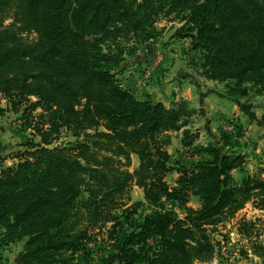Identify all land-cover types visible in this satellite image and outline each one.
<instances>
[{
	"label": "trees",
	"instance_id": "trees-1",
	"mask_svg": "<svg viewBox=\"0 0 264 264\" xmlns=\"http://www.w3.org/2000/svg\"><path fill=\"white\" fill-rule=\"evenodd\" d=\"M10 10L13 22L3 25ZM161 13L182 22L176 36L201 52L207 79L229 83L231 97L262 93L264 0H0V94L15 111L25 103L39 137L0 170V245L25 239L19 264H208L218 245L210 227L247 202L264 209V168L248 172L230 134L201 147L204 158L180 167L174 186L166 182L175 169L169 133L182 129L190 146L192 111L184 100L167 108L149 94L137 98L115 76L117 39ZM62 128L78 140L54 146ZM132 154L138 166L130 171ZM132 185L142 201L131 200ZM190 194L198 208L187 206ZM249 249L264 253L256 242Z\"/></svg>",
	"mask_w": 264,
	"mask_h": 264
},
{
	"label": "rangeland",
	"instance_id": "rangeland-1",
	"mask_svg": "<svg viewBox=\"0 0 264 264\" xmlns=\"http://www.w3.org/2000/svg\"><path fill=\"white\" fill-rule=\"evenodd\" d=\"M11 12L4 13L3 25L13 22ZM175 16L174 13H161L150 27H144L136 35L130 33L128 37L117 39L123 53L115 73L120 85L137 98H142L146 93L167 108L184 100L188 110L192 111L184 127L196 135L190 146L181 143L182 129L169 133L171 142L167 151L175 169L166 174V182L174 186L179 176L177 170L180 167L191 168L204 158L200 148L209 143L218 145L222 134H230L235 148L245 153L246 170L257 172L259 168H264V90L261 89L262 93L258 94L254 91L259 90L258 87L250 88L246 96L231 97L227 89L229 83L207 79L200 66L201 52L192 49L189 38L176 36L182 22ZM21 34L27 41L36 38L34 32L23 31ZM105 46L103 43L102 48ZM13 71L14 68L6 67L4 73L11 74ZM25 106L23 103L15 111L0 94V170L17 162L15 154L26 149V142L39 141L27 124L30 117L23 112ZM200 108H203V112ZM39 112L37 109L34 114ZM77 140L78 137L72 135L71 131L62 128L53 145H72ZM137 166L138 158L132 154L129 170ZM231 175L236 180L241 176L237 169L232 170ZM128 194L132 201L143 200L142 189L136 185L128 189ZM187 206L198 208L199 197L190 194ZM177 213L179 217L184 216L182 209H178ZM210 229L218 245L213 260L208 264H252L264 258V253L252 254L249 249L251 242L264 245V209L257 208L253 202L245 203L233 217L221 220ZM101 232L95 233L96 240L88 243L86 248L90 252L97 250L104 234L103 230ZM24 242L25 239L0 245V264H19ZM244 248L249 249L247 258L239 255Z\"/></svg>",
	"mask_w": 264,
	"mask_h": 264
},
{
	"label": "water",
	"instance_id": "water-1",
	"mask_svg": "<svg viewBox=\"0 0 264 264\" xmlns=\"http://www.w3.org/2000/svg\"><path fill=\"white\" fill-rule=\"evenodd\" d=\"M200 111L203 112V108H200Z\"/></svg>",
	"mask_w": 264,
	"mask_h": 264
}]
</instances>
